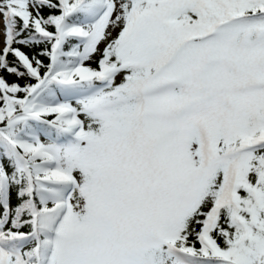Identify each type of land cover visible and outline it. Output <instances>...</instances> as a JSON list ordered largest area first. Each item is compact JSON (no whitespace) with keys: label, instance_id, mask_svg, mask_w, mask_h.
<instances>
[{"label":"snow or ice","instance_id":"6c2138e0","mask_svg":"<svg viewBox=\"0 0 264 264\" xmlns=\"http://www.w3.org/2000/svg\"><path fill=\"white\" fill-rule=\"evenodd\" d=\"M0 264H264V0H0Z\"/></svg>","mask_w":264,"mask_h":264},{"label":"trees","instance_id":"16d2710c","mask_svg":"<svg viewBox=\"0 0 264 264\" xmlns=\"http://www.w3.org/2000/svg\"><path fill=\"white\" fill-rule=\"evenodd\" d=\"M10 79H11V77H10Z\"/></svg>","mask_w":264,"mask_h":264}]
</instances>
